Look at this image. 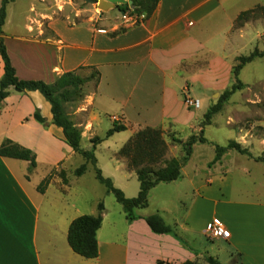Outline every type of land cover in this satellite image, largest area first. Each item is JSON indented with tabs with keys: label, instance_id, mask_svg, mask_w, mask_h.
I'll return each mask as SVG.
<instances>
[{
	"label": "crops",
	"instance_id": "1",
	"mask_svg": "<svg viewBox=\"0 0 264 264\" xmlns=\"http://www.w3.org/2000/svg\"><path fill=\"white\" fill-rule=\"evenodd\" d=\"M120 1L130 4L131 0ZM17 2L7 5L3 38L18 78L54 83L69 71L82 76H88L81 74L83 70L99 72L98 81L86 83L81 100L66 104L83 131L82 140L92 142L103 117L111 121L110 128L114 121L125 124L127 130L117 133L127 132L129 138L147 126L182 128L191 123L195 111L184 101L185 87L192 92L196 81L209 86L210 73L230 66L227 43L234 22L242 11L264 0H160L147 19L106 26L77 22V13L60 11L57 0ZM3 75L0 54V80ZM35 112L45 122L38 121ZM6 138L31 149L37 167L30 171L29 161L0 156V264H180L187 260L209 264L206 256L223 264H264V198L251 191L235 192L234 181L209 184L211 173L198 165L202 162L196 156L197 143L182 167L191 194L181 198L184 209L173 224L166 221L182 240L152 231L144 218L155 212L148 210L149 199L133 220L126 213L123 218L107 219L103 212L97 235L99 255L84 258L67 239L71 221L82 213L74 208L71 217L59 219L68 206L51 211L49 188L41 193L37 190L41 181L34 182L42 161L50 165L43 180L51 168L64 163L62 150L77 154L66 143L63 129L53 123L51 103L40 91L9 88L0 108V147ZM108 149L114 167L121 169L118 150ZM166 158L172 157L166 154ZM214 220L226 224L230 238L209 237L207 228Z\"/></svg>",
	"mask_w": 264,
	"mask_h": 264
},
{
	"label": "rangeland",
	"instance_id": "2",
	"mask_svg": "<svg viewBox=\"0 0 264 264\" xmlns=\"http://www.w3.org/2000/svg\"><path fill=\"white\" fill-rule=\"evenodd\" d=\"M28 1L18 0L17 3L26 4ZM57 1L60 5V11L63 9L67 14L77 13L76 21L80 23L106 26L121 21L122 14L117 6L103 10L98 8L96 4L85 0ZM109 1L116 5L122 3V1L118 2L119 0ZM62 13L60 12L59 15ZM256 47L264 50V12L245 21L234 22L227 43L228 57L226 60L231 64L227 68L224 67L225 69L222 67L217 73H210L209 86L202 82H193L191 85L192 92L197 96L190 92L189 86L185 87L183 93L185 103L189 99L200 100L201 102L199 108L186 103L188 108L195 111V119L189 124H184L182 128L173 127L172 124H167L166 127L161 128L164 130L168 142L166 154L172 158H181L184 155L183 146L173 142L172 137L177 136L186 141L192 134H199L204 114L212 106L220 104L219 110L212 116L211 124L205 126L207 142L197 143L196 156L202 162L198 165L211 173V180H207L209 184L213 183V180L234 181L235 192L251 191L256 196L264 198V162L256 160V157L264 156V57L255 58L247 63L239 76L243 86L227 99H221L225 90L234 83L232 69L237 63L236 58L240 55L250 54ZM91 73H93L91 69L81 71L83 75H91ZM85 92L86 88L84 87L83 93L85 94ZM70 104L74 105L73 102ZM103 119L104 123L96 126V134L101 137L105 136L111 122L109 118L103 117ZM127 134V132L117 133L107 138L97 145L95 155L98 160L97 165L102 169L104 176L111 177L114 184L122 189L127 197H135L140 188L137 173L129 165L128 159L119 152L129 138ZM230 141L240 143L248 149L250 155L230 149L222 155L220 160L214 162L216 144L227 145ZM81 145L87 150L93 149L92 142L86 138L82 140ZM108 148L118 150L117 156L123 159L121 169L118 170L114 167ZM194 150L195 145L193 152ZM62 153L66 156L65 161L63 164L54 167L55 175L48 186L49 189L47 188V199L51 201L50 210L59 212L63 207L68 206L60 214L59 219L63 218H61L62 215L71 217L75 214V209L76 212L82 214H97L99 203L103 202L107 219L123 218L125 211L122 204L116 200L112 193H108L105 185L96 178L94 166L88 163L86 172L82 176H76L75 169L85 162V158L77 152V154L72 155L67 150H62ZM49 168L48 161H42L40 168L33 175L34 182L42 181L41 176L46 175ZM53 169L51 168L50 172ZM62 169L67 171L68 187L65 186L59 176V171ZM187 177V175L181 177L176 180L177 183L163 182L156 189L150 191L149 199L152 200V205L148 210H154V213H158L156 212L158 209L164 210L163 215L159 213L167 222L173 224L175 216H180L184 209V205L180 201L181 198L191 194ZM58 223L62 229L63 221L59 220ZM106 227L107 221L104 227V230L106 229L105 236L108 233ZM59 233L62 234L60 230Z\"/></svg>",
	"mask_w": 264,
	"mask_h": 264
},
{
	"label": "trees",
	"instance_id": "3",
	"mask_svg": "<svg viewBox=\"0 0 264 264\" xmlns=\"http://www.w3.org/2000/svg\"><path fill=\"white\" fill-rule=\"evenodd\" d=\"M14 0H1L0 5V54L4 62V75L0 80V108L2 101L9 95V88L15 87L22 91L38 90L51 103L53 113V123L61 127L64 132L66 143L77 153L85 158V162L75 169L76 176H82L88 163L95 168L96 178L105 185L107 192L112 193L116 200L122 204L128 219L139 218L138 209L146 208L149 205L150 191L159 183L173 182L182 177V166L193 154L194 145L198 142L205 143V126L211 124L212 116L220 108V104L212 106L205 114L200 126L199 134H192L188 140L184 141L177 136L172 137V141L183 146L184 155L180 158L173 157L167 159L166 153L168 142L165 132L161 127H144L135 132L120 149V154L128 159L129 165L135 169L140 182V190L137 196L127 197L125 192L118 188L111 177H106L98 167L97 157L94 148L103 140L109 138L117 132L127 130V126L118 121H114L104 137L95 136L92 138L93 149L84 150L81 147L83 131L80 129L68 114L66 104L81 100L84 97L83 89L87 82L95 79L99 80V72L94 70L91 75L82 76L77 71H69L60 75L54 83H47L43 80H24L18 78L16 69L12 64L10 55L3 38V26L7 16V5ZM133 3L125 1L117 5L121 13L127 11L138 18L147 19L156 11L160 0H132ZM264 12V4L242 11L236 21H245L258 13ZM141 19V20H142ZM140 20V19H139ZM140 20V21H141ZM125 27H121L124 30ZM258 57H264V50L256 47L248 55H240L236 58L237 63L233 66L232 77L234 83L226 89L221 99H227L231 94L240 89L243 84L239 78L243 67ZM35 118L40 122H45V118L35 112ZM230 149L240 153L250 155L247 148L236 141H230L227 145L216 144V156L214 162L221 159L222 155ZM0 156L27 160L30 162V171L37 167L36 154L29 148L23 147L13 140L6 138L0 147ZM256 160L264 162V156L256 157ZM55 175V168L40 182L37 190L45 193ZM59 176L63 183L69 182L67 171L62 169ZM29 178V177H28ZM97 214H82L74 218L69 226L67 239L72 250L84 258H96L99 255L98 230L103 223L104 203L100 202ZM150 228L155 233H168L182 240L175 226L166 222L160 213H153L144 217ZM209 264H223L217 257L206 256ZM180 264H199L193 260H187Z\"/></svg>",
	"mask_w": 264,
	"mask_h": 264
},
{
	"label": "built area",
	"instance_id": "4",
	"mask_svg": "<svg viewBox=\"0 0 264 264\" xmlns=\"http://www.w3.org/2000/svg\"><path fill=\"white\" fill-rule=\"evenodd\" d=\"M139 19L141 20L142 17L138 18V16L130 14L129 11L122 13V17H121V21L124 25L138 23L140 21ZM186 103L195 105L197 108H199L201 105L200 100L193 101L189 99L188 102ZM207 232L209 237L212 239H219V238L228 239L230 238L231 235V232L226 226V224L219 220H214L210 222L207 228Z\"/></svg>",
	"mask_w": 264,
	"mask_h": 264
},
{
	"label": "water",
	"instance_id": "5",
	"mask_svg": "<svg viewBox=\"0 0 264 264\" xmlns=\"http://www.w3.org/2000/svg\"><path fill=\"white\" fill-rule=\"evenodd\" d=\"M86 2L94 3L97 5L98 8H101L103 10H109L112 8H115L117 5L109 0H85ZM133 1H130V4H132ZM18 89V88H16Z\"/></svg>",
	"mask_w": 264,
	"mask_h": 264
}]
</instances>
